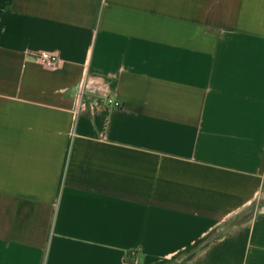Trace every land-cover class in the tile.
<instances>
[{
  "label": "crops",
  "instance_id": "obj_1",
  "mask_svg": "<svg viewBox=\"0 0 264 264\" xmlns=\"http://www.w3.org/2000/svg\"><path fill=\"white\" fill-rule=\"evenodd\" d=\"M263 200L264 0H0V264H264Z\"/></svg>",
  "mask_w": 264,
  "mask_h": 264
},
{
  "label": "built area",
  "instance_id": "obj_2",
  "mask_svg": "<svg viewBox=\"0 0 264 264\" xmlns=\"http://www.w3.org/2000/svg\"><path fill=\"white\" fill-rule=\"evenodd\" d=\"M32 56L38 61L40 65H42L45 68L58 70L62 67L63 60L58 55L53 54L48 51H41L32 54ZM107 103L109 106L120 108L121 104L114 100L113 98H109L107 100Z\"/></svg>",
  "mask_w": 264,
  "mask_h": 264
},
{
  "label": "rangeland",
  "instance_id": "obj_3",
  "mask_svg": "<svg viewBox=\"0 0 264 264\" xmlns=\"http://www.w3.org/2000/svg\"><path fill=\"white\" fill-rule=\"evenodd\" d=\"M263 204H264V200H263Z\"/></svg>",
  "mask_w": 264,
  "mask_h": 264
}]
</instances>
